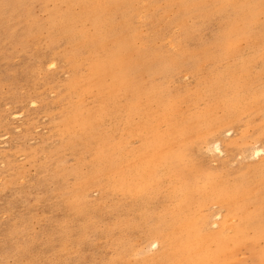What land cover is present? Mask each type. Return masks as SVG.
<instances>
[{"label":"rangeland","instance_id":"374dc122","mask_svg":"<svg viewBox=\"0 0 264 264\" xmlns=\"http://www.w3.org/2000/svg\"><path fill=\"white\" fill-rule=\"evenodd\" d=\"M0 264H264V0H0Z\"/></svg>","mask_w":264,"mask_h":264},{"label":"bare ground","instance_id":"6f19581e","mask_svg":"<svg viewBox=\"0 0 264 264\" xmlns=\"http://www.w3.org/2000/svg\"><path fill=\"white\" fill-rule=\"evenodd\" d=\"M257 149H258V148H257ZM255 150H256V149H255ZM257 153H258V155H259V154H261V153H262V151H261V150H259ZM255 154H256V153H255Z\"/></svg>","mask_w":264,"mask_h":264}]
</instances>
